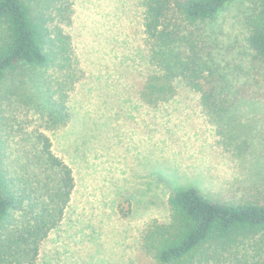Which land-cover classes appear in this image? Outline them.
Listing matches in <instances>:
<instances>
[{"label": "rangeland", "instance_id": "rangeland-1", "mask_svg": "<svg viewBox=\"0 0 264 264\" xmlns=\"http://www.w3.org/2000/svg\"><path fill=\"white\" fill-rule=\"evenodd\" d=\"M60 2V14H44L70 37L80 78L67 98L70 123L45 132L71 167L75 188L36 264H158L140 251V238L169 221L167 199L178 188L226 203L262 199L264 68L245 42L251 0H234L210 31L216 61L241 98L236 129L227 133L180 81L172 98L152 106L139 100L149 73L139 0ZM45 75L53 85L54 71ZM12 112L26 128L45 126L20 104Z\"/></svg>", "mask_w": 264, "mask_h": 264}, {"label": "trees", "instance_id": "trees-1", "mask_svg": "<svg viewBox=\"0 0 264 264\" xmlns=\"http://www.w3.org/2000/svg\"><path fill=\"white\" fill-rule=\"evenodd\" d=\"M233 1L139 0L149 71L137 90L140 101L152 106L172 98L180 81L224 132L236 129L241 98L233 93L232 74L216 61L217 37L210 32ZM251 1L245 42L264 68V0ZM49 9L60 14V0H0V264L37 263L75 188L71 167L45 131L70 123L67 98L81 64L70 37L50 24L52 13L44 14ZM48 71H54L53 85ZM18 104L45 126L26 128L13 116ZM261 198L235 204L194 187L175 189L167 199L169 221L148 227L139 249L158 264H264Z\"/></svg>", "mask_w": 264, "mask_h": 264}]
</instances>
